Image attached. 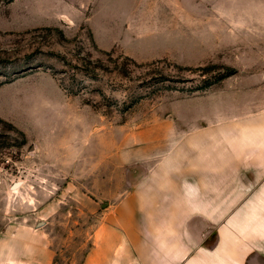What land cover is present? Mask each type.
<instances>
[{
    "label": "rangeland",
    "instance_id": "1",
    "mask_svg": "<svg viewBox=\"0 0 264 264\" xmlns=\"http://www.w3.org/2000/svg\"><path fill=\"white\" fill-rule=\"evenodd\" d=\"M262 69L264 0H0V230L81 264L195 97Z\"/></svg>",
    "mask_w": 264,
    "mask_h": 264
},
{
    "label": "crops",
    "instance_id": "2",
    "mask_svg": "<svg viewBox=\"0 0 264 264\" xmlns=\"http://www.w3.org/2000/svg\"><path fill=\"white\" fill-rule=\"evenodd\" d=\"M221 83L128 188L123 234L100 230L81 264H264V69ZM43 243L30 226L0 230V264H50Z\"/></svg>",
    "mask_w": 264,
    "mask_h": 264
}]
</instances>
